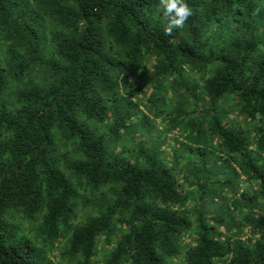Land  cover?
Here are the masks:
<instances>
[{
  "label": "trees",
  "instance_id": "obj_1",
  "mask_svg": "<svg viewBox=\"0 0 264 264\" xmlns=\"http://www.w3.org/2000/svg\"><path fill=\"white\" fill-rule=\"evenodd\" d=\"M0 0V264H264V0Z\"/></svg>",
  "mask_w": 264,
  "mask_h": 264
},
{
  "label": "clouds",
  "instance_id": "obj_2",
  "mask_svg": "<svg viewBox=\"0 0 264 264\" xmlns=\"http://www.w3.org/2000/svg\"><path fill=\"white\" fill-rule=\"evenodd\" d=\"M157 11L163 24V32L169 36L174 31L182 30L192 15L187 0H157Z\"/></svg>",
  "mask_w": 264,
  "mask_h": 264
}]
</instances>
